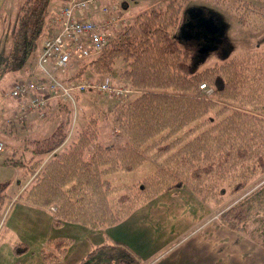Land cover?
I'll return each instance as SVG.
<instances>
[{"label": "trees", "instance_id": "1", "mask_svg": "<svg viewBox=\"0 0 264 264\" xmlns=\"http://www.w3.org/2000/svg\"><path fill=\"white\" fill-rule=\"evenodd\" d=\"M51 1L14 0L9 46L0 51V86L6 75L36 61L42 42L54 35ZM231 1L243 25L251 12H264L259 6L264 0ZM6 2L0 0L5 18ZM178 13L179 7L169 4L140 14L89 61L97 74L111 73L120 61V76L140 90L113 109V126L120 135L116 144H104L100 134L88 130L66 142L68 112L55 132L35 141L28 165L17 161L26 173L35 174L40 167L35 183L20 200L56 207L55 227L64 223L95 230L112 227L157 196L185 185L203 202L220 204L226 194L242 193L264 176V48L192 73L189 53L174 35ZM202 83L212 89V98L199 90ZM6 90H0L1 98ZM61 106L69 110L67 104ZM146 164L152 171L135 184H116L108 178ZM7 186L0 184V214L11 201ZM219 219L226 229L243 234L255 225L253 238L264 247V181ZM72 244L71 239L48 241L50 251L41 253L43 262L57 263ZM26 251L24 245L14 249L16 255ZM79 264L143 263L127 246L114 242L92 249Z\"/></svg>", "mask_w": 264, "mask_h": 264}, {"label": "rangeland", "instance_id": "2", "mask_svg": "<svg viewBox=\"0 0 264 264\" xmlns=\"http://www.w3.org/2000/svg\"><path fill=\"white\" fill-rule=\"evenodd\" d=\"M58 2L59 0H52L50 3L49 9L53 14L58 11ZM169 4L179 7L174 35L179 46L189 53V68L192 73L202 72L223 62L239 58L246 53L264 48V18L262 17L264 12H251L247 16L248 22L243 25L239 23V15L231 0H122L118 12L115 13L117 21L110 29L111 40L114 39L117 31L126 25H132L140 14L154 8L166 7ZM259 6L262 10L264 9L263 4ZM6 9L7 18H5L4 10L0 14V51H4L9 46L14 0H7ZM94 13L95 21L104 23V17L98 11ZM119 62L117 61L111 73L106 74L94 73L88 66L89 61L73 62L65 73L56 71L55 77L64 82L83 81L88 84H102L108 81L113 88L124 93L126 91L123 98L97 91L81 92L77 94L74 105L67 104L69 108L67 111H64L61 106L63 102L58 98L48 101L47 107L43 110H35L10 96L11 89L18 81H31L29 73L36 66L35 59L30 62L29 67L4 77L2 88H7V94L0 100V142L4 144V150L0 152V184H8L6 192L11 196V201L6 203L5 210L0 214V240L13 238L5 231L7 224L4 213L6 209L20 200V197L27 195L40 174V167L36 169L35 174H31L26 173V168L22 164L30 163V151L35 146V141L44 140L55 132L58 125L65 120L68 112L71 120L68 125L66 142H71L83 130L100 134L101 141L107 145L116 144L120 140L118 130L113 126V109L121 103L132 100L140 90L132 88L120 76ZM203 94L210 99L213 92ZM18 160H21L22 164H18ZM150 171L152 167L146 164L132 172L118 171L108 178L116 184H135ZM262 181H264V176L250 182L246 191L242 193L234 196L226 194L220 204H215L213 201L206 203L199 198L203 207L205 209L208 207L209 210V215L203 221L220 223L219 216ZM182 189L193 193L189 186L185 185ZM51 208L56 209V207ZM104 228L106 227L100 229ZM255 229V225L250 224L246 234L235 233L252 238L255 237Z\"/></svg>", "mask_w": 264, "mask_h": 264}, {"label": "crops", "instance_id": "3", "mask_svg": "<svg viewBox=\"0 0 264 264\" xmlns=\"http://www.w3.org/2000/svg\"><path fill=\"white\" fill-rule=\"evenodd\" d=\"M63 2L59 0V7ZM86 16L96 20L94 11ZM33 69L31 80L41 74L36 66ZM4 214L5 231L13 238L0 240V264H46L41 253L50 251L47 243L56 239H71L73 244L52 264H79L92 249L114 242L127 246L143 264H264V247L255 238L243 237L220 223L204 222L208 207L183 189L159 196L121 223L104 229L70 223L57 228L51 209L23 200H17ZM19 245L27 251L16 255L14 249Z\"/></svg>", "mask_w": 264, "mask_h": 264}, {"label": "built area", "instance_id": "4", "mask_svg": "<svg viewBox=\"0 0 264 264\" xmlns=\"http://www.w3.org/2000/svg\"><path fill=\"white\" fill-rule=\"evenodd\" d=\"M50 27L57 30L50 38L45 39L36 61L40 71V81H18L10 92L13 99L19 100L28 108L43 110L48 101L58 98L65 104H75L77 94L97 91L104 94L125 97V93L117 90L106 81L100 84L81 82H64L55 77L58 71L65 73L68 67L77 61H90L102 53L111 41L110 29L117 21L122 0H63ZM90 11H98L104 17V23L91 20L86 16ZM200 90L211 94L212 91L201 85ZM4 144L0 142V152ZM54 213L56 209L51 208Z\"/></svg>", "mask_w": 264, "mask_h": 264}]
</instances>
